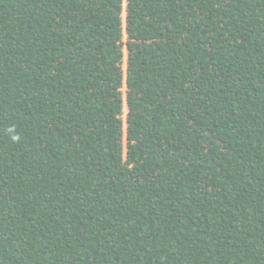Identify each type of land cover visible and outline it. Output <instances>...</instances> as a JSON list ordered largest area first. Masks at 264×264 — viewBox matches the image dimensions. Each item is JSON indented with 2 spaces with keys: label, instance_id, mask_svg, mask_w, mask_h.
<instances>
[{
  "label": "trees",
  "instance_id": "trees-1",
  "mask_svg": "<svg viewBox=\"0 0 264 264\" xmlns=\"http://www.w3.org/2000/svg\"><path fill=\"white\" fill-rule=\"evenodd\" d=\"M0 264H264V0H0Z\"/></svg>",
  "mask_w": 264,
  "mask_h": 264
}]
</instances>
